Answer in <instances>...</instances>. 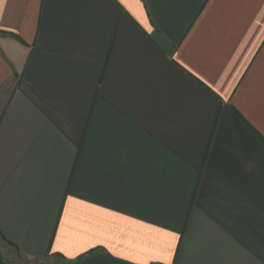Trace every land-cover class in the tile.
I'll return each instance as SVG.
<instances>
[{"label": "crops", "instance_id": "obj_1", "mask_svg": "<svg viewBox=\"0 0 264 264\" xmlns=\"http://www.w3.org/2000/svg\"><path fill=\"white\" fill-rule=\"evenodd\" d=\"M0 239L264 264V0H0Z\"/></svg>", "mask_w": 264, "mask_h": 264}, {"label": "rangeland", "instance_id": "obj_2", "mask_svg": "<svg viewBox=\"0 0 264 264\" xmlns=\"http://www.w3.org/2000/svg\"><path fill=\"white\" fill-rule=\"evenodd\" d=\"M0 260L1 264H51L55 261L53 257H46L41 260H29L24 258L1 239Z\"/></svg>", "mask_w": 264, "mask_h": 264}, {"label": "trees", "instance_id": "obj_3", "mask_svg": "<svg viewBox=\"0 0 264 264\" xmlns=\"http://www.w3.org/2000/svg\"><path fill=\"white\" fill-rule=\"evenodd\" d=\"M0 264H1V260H0Z\"/></svg>", "mask_w": 264, "mask_h": 264}]
</instances>
